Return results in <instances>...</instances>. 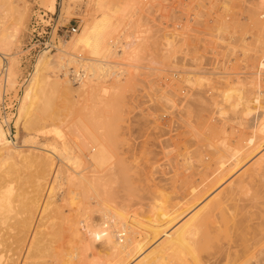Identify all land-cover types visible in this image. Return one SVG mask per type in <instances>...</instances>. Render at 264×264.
I'll list each match as a JSON object with an SVG mask.
<instances>
[{
	"label": "rangeland",
	"instance_id": "rangeland-1",
	"mask_svg": "<svg viewBox=\"0 0 264 264\" xmlns=\"http://www.w3.org/2000/svg\"><path fill=\"white\" fill-rule=\"evenodd\" d=\"M132 1H135L136 3H134L138 7V11L134 15L128 13L123 14L127 8L129 0H110V12L108 13V19H113L116 22L115 26L112 27L113 31L110 32L112 40H115L120 36L125 37V35L128 34L127 31L124 32V30L127 28L123 25L126 24L131 17L132 24H135L136 26L135 29H138L137 31H139L143 36L138 57L136 61L132 63V66L134 65L133 68L127 65L128 62L126 60H121V57H109L108 61L110 63H114L116 65L120 64L118 69L115 71H118V73L121 71L123 74L120 76V80H115V76H113V78L106 77L104 76L105 73L104 75H101L102 79H100V82L102 80L104 82L106 81L105 83L103 81L101 82L104 84L106 89V92L104 91L102 93V100L99 98L93 101H87L82 97H77L76 94V97L64 100L59 93L61 90L52 85L53 88L51 89L50 87L47 89V91H49H46V95H48L50 107L52 106L50 111H55L58 114L56 117L57 120L51 117L52 121L49 118L48 121H46L47 124L42 122V124H46H43L45 128L43 125H41L42 128L39 125L36 127V129H32L34 131L30 130L31 133H29L34 136L33 134L36 133L37 129H41L40 133H44L36 137L37 139L35 140V144H33V146L37 148L44 147V145L52 143V141L56 139L55 134L51 133L55 130V128H58L59 131H62L60 133H63L64 138H67L66 140L70 141L71 144L74 145V148L77 145H82V142L85 140V138H89V135H86L88 131H91L95 137L105 139L108 142L109 149H111L110 154L113 157L111 165L113 164V168L116 167L114 169L115 173H122L124 175L123 181L120 179L116 185L114 184V187H119L118 195L126 197V201L122 205H124L126 210L129 212H135L138 218L143 219L144 222L147 220V217H149L150 214H153V211L159 210V208L165 210L170 206H173L175 202L177 205L180 204L181 207L184 205V203H186L187 206V204L190 202L189 193L191 191V186L194 188L198 185V188H200L202 184L204 185L207 182H210L209 184L207 183L204 185L206 188L204 187L200 189L202 190L208 188V191H206H211V193H209L207 196L204 195L203 199L200 200L201 202L199 201V207L196 210H193V212L187 210L189 205L187 206V209H183V211L187 210V212L184 214L186 216L182 215V217H184H181L183 223L203 205H206L218 195L226 192L229 185L233 181H236L238 178H240L251 167V163L255 162L264 154V148H262V151H257V153H260H258L259 155L254 153L250 159L246 160L242 164L243 167L241 166L240 169L232 174H229V178L226 176V181L222 180L221 183L218 182L219 186L217 184V188L213 189L215 185H212L213 188L211 187V181H213V177L210 171L212 172L214 170L215 164L213 159H211L213 151L210 147L208 148L207 144H212L214 140H217L215 138H226L228 139L230 145L233 144L232 146H236L235 144L238 143L237 140H239L243 134L248 135L250 130L247 128L246 124L240 125L238 119H236V115L233 113H231L229 119L226 120L227 122L230 121V123H225V119L222 121V118H220V116L217 114L214 116L215 118H211L213 117L214 112L211 110L212 106H209L208 101L206 100L215 97V99L219 101L221 98L220 96L218 97V95H220L222 91H225L231 87L230 83L232 79L233 83L236 81V83L232 84V86L236 87L240 77H252L249 75L251 70L253 72L258 59L255 60L254 58L256 47H254V45H256V43L253 44V39L256 31L253 29L250 19L251 17H248V15L251 14L250 12L257 5V0H247L250 2H247L246 0ZM8 2L9 1L7 0H0V51L4 54L8 61V65H3V60H0V127H2L9 136L8 141L3 146L14 148V143L12 142L14 141L20 147H22L20 151L28 152L32 150V143H22L23 138L27 136V132L22 126H20V133L18 136L17 129L21 116L24 113L26 105L29 101L36 77L40 72L42 63L49 54L55 55L59 52L57 51V46L60 45L59 49L62 48V43L70 41L82 32L81 30L83 29L85 21L89 17V11L86 7L87 0H74V3L71 1L70 14L68 15L64 14L67 0H54L53 5H44L43 0H10V2L13 3V9H11ZM244 3L249 5H245ZM242 11L245 12V14ZM242 13L244 14L243 16ZM246 13L249 14L247 15ZM74 27L77 29V32L70 33L71 29ZM249 31L252 36L250 35ZM165 34L170 36L169 40L171 41L172 46H168L166 39L162 38ZM218 36L220 39H223V42H221L219 38L217 39ZM48 42H51L53 49L42 50L43 44ZM239 43H242L240 45L241 47L239 46ZM243 44L244 46L249 47H242ZM247 48L250 49L247 50ZM39 50H41V52H39ZM242 50L246 52L248 51L246 55L243 56L244 51ZM84 56L86 57V55ZM246 56L249 58V62ZM263 58L261 59V62L264 61ZM54 61L55 59L52 60L53 64L55 63ZM247 63L248 68H254H249L251 70L246 69V71H244V65L246 66ZM260 65L264 66V63H260ZM11 66L13 70H11ZM3 67H6L7 69L6 71L7 74H9V80L4 81V79L1 78ZM119 68L121 70H119ZM243 71L245 73L247 72L248 75H244ZM60 73L61 72H59L57 69H52L48 70L46 75L48 76L49 80L53 82L56 79H60L59 75L62 74ZM114 73L115 72H112V75ZM228 75L231 76L229 77ZM72 76L73 75L69 74L68 80L71 81L73 85L75 84L74 87H78V85L76 86V84H78L77 81L75 79L73 80L74 77ZM229 78H231V81ZM64 79H67V77L63 78V80ZM23 80H28V83L25 88L22 89L20 87V83ZM74 81H76V83ZM228 83L230 85H228ZM261 85H264V79L262 80ZM237 86L239 85L237 84ZM247 89L249 90L250 87L248 86ZM262 89L264 92V86ZM6 91L8 94H10L11 99L18 100L19 98L16 106L17 111L15 117L13 118L12 116L6 118L1 113V102L3 101V94ZM207 91L208 94H205ZM56 92L58 94H56ZM209 92H211V95ZM195 93L201 94L203 96L202 98H204V101L201 100L199 103L197 102L195 104L193 102V99H195ZM236 95H238V93ZM166 97H168L169 101L171 100V102L168 100L165 101ZM101 101H103V103H101ZM191 108L193 110L188 113V109ZM202 109H204V111ZM207 113L211 115H208ZM231 118H234V120ZM5 119H8V122L11 124L9 127L10 129L7 128L6 125L3 127V122ZM183 121H185V123ZM223 122L225 124H223ZM54 123H56V125H54ZM188 124L193 126L190 127L192 128V132H190ZM48 125H50V127ZM245 128L248 129V131ZM193 132L195 135H193ZM196 134H198V136ZM239 134L240 136L238 138ZM205 153L208 156H206ZM204 155L206 160H204ZM213 158L215 159L214 155ZM15 161H20L19 165H16L19 171L16 170L15 167H12L14 171L11 169V175L7 177L8 179L6 178L9 181L8 183H11V185L8 184V186L9 188L12 187V189L10 188L12 194L9 200L3 203L4 205L2 212L5 214V219L0 223V236H17V228L15 225L22 221L20 220L22 216L24 217L22 205H24V201H28L24 198H30L33 195H36L34 192L35 179L33 176L35 169H33L32 164L30 161L23 162L21 158L16 159ZM206 161L209 163H206ZM210 163L213 166L210 165ZM207 165L209 167L206 169ZM3 166L4 165L1 166L0 164V167L3 168L2 170L6 168V166L5 168ZM81 168H86V164ZM208 170L209 172H207ZM203 172L206 174L205 179L207 180L203 179L205 175ZM173 180H175L176 183ZM186 181L187 183L190 181L189 185L192 184L190 188H188L187 183L185 184ZM153 185L155 187H153ZM158 186L161 190L158 189ZM134 187L135 189H133ZM137 187L139 189H137ZM251 187L253 189L251 193H253L255 186L252 185ZM61 188V190L58 188V191L53 193L52 197L57 198L59 193L62 191L67 194L66 192L69 190L77 191L79 189L75 183L63 185ZM121 188L122 191L120 190ZM182 188L185 189V191L182 192ZM176 189H179V192L181 191L182 193H185L186 197L183 196L181 192L178 194ZM159 191L163 192L164 195L162 194V196H167V201L164 200V197L162 198L161 195H158ZM169 193H171V195ZM151 194L153 195L152 197L150 196ZM174 194L176 196H174ZM180 196L182 198H179ZM244 196L245 194H243V197L241 196L242 200H247L250 198V196H247V198ZM183 197L185 199L184 201ZM145 198L146 200L148 199L147 202L144 200ZM157 199L159 200L158 202H162L161 199H163L165 207L163 203H158L156 201ZM186 200L189 201L186 202ZM118 201L121 202L119 197ZM132 201L134 202V205L132 204ZM137 201H139V203ZM165 202L169 203V207H167V203L166 206ZM240 204H243V202ZM127 206H129V208ZM186 206L184 207L186 208ZM130 208H133L134 210L140 208V214L138 215V209L135 211L132 209V211ZM147 208L149 209L147 210ZM68 210V207L65 208V215L68 214ZM145 213L148 216H146ZM141 214L142 217L140 216ZM91 215L94 219L99 218L97 213ZM143 215L146 217L143 218ZM228 216V212H223L218 215L216 222L226 221ZM18 220L20 221L18 222ZM44 222L46 223L48 230L52 231L51 234H55L53 236H69V233L66 232L64 225L59 220H57V224L54 229L52 228L50 220L47 218V216ZM212 226L213 224H211L209 228ZM262 230H264V228H262ZM258 234V237L245 236L246 239H244V236L243 238L242 236H239V239L237 238L238 236H199L202 239L200 241L204 242V244L200 243L201 248H197L198 251L195 254L196 259L193 256L190 258V263L189 261H187V263L199 264L201 261L202 263L200 264H244L245 261L247 262L249 260L248 255H256L259 258L260 252L264 251V236ZM224 235H226V233ZM212 237L215 239L211 240ZM228 237L229 239H227ZM231 237L232 239H230ZM254 237L258 239L261 237V241L260 239L259 241L258 239H254ZM241 238L244 239V242L246 241L247 243H245L250 246L246 245ZM255 241L256 244L258 243L257 246ZM206 243H210V245ZM235 243L236 246L233 245ZM243 244H245V247H243ZM230 246H232L237 251V253L235 251L236 256L233 248ZM247 246L250 248L248 249ZM236 247H239L240 249ZM251 247H254V250L252 249L251 251ZM255 247L257 248L255 249ZM101 248L102 242L97 240L95 243V249L100 251ZM230 248L232 249L230 250ZM232 251L234 254L232 253L231 255ZM241 252H244L245 254H241ZM247 253L248 255H246ZM48 254L53 255L55 252H49ZM237 254H239L240 258ZM10 255L13 254L10 253ZM175 258L176 256L173 257V259ZM193 258L195 259L196 263H193ZM177 259L180 260L181 256ZM202 259H205V261ZM208 259L211 260L208 262ZM187 260H189V258ZM137 261L131 264H135ZM174 261L176 264H179L177 262H180L181 264V261ZM215 261L217 263H215Z\"/></svg>",
	"mask_w": 264,
	"mask_h": 264
},
{
	"label": "bare ground",
	"instance_id": "bare-ground-1",
	"mask_svg": "<svg viewBox=\"0 0 264 264\" xmlns=\"http://www.w3.org/2000/svg\"><path fill=\"white\" fill-rule=\"evenodd\" d=\"M7 1H9L8 3L11 9H13L14 8L13 3L10 2V0ZM71 1L73 2L74 0ZM71 1L67 0L66 2V9L64 11L65 15L70 14ZM43 2L44 5L54 4V0H43ZM134 2L132 0H129V3L127 4V8L123 12V14L128 13L134 15L138 11L137 9L138 7L135 4L136 2L135 3ZM245 5H249V4L246 3ZM86 7L89 11V17L85 21L83 29L81 30L82 32L78 36L71 39L70 41L62 43V48L59 49L60 45L57 46L58 47L57 51L59 52L55 55L49 54L42 63L40 72L37 75L35 83L33 85L32 92L29 101L26 105L24 114L18 125V129H17L18 136L20 133L19 132L20 126H22L23 129L27 132V136L23 138L22 143L25 144L32 143L33 146V144H35V140L37 139L36 137L44 133L43 132L40 133L41 129H37L36 133L33 134L34 136H32V134H30L31 131H34L32 129H36V127L39 125L42 128L41 125L44 124V123L42 124V122L46 123V121H48L49 118L50 120L52 119L51 117L57 120L56 119V117L58 116L57 112H55L53 108L52 109L55 113L50 111L52 106L50 107L48 101L49 100L48 95H46V93L49 91V90L47 91V89H49L50 87L52 89L53 86L59 88L61 90L59 93L64 100L68 98H74L76 96L82 97L87 101L90 100L93 101L99 98L102 100L103 99L102 93L104 91L106 92V89L104 84L101 83L103 80L100 82V79H102L101 75L102 74L104 75L105 73L104 76L106 77L113 78V76H115L116 77L115 80H120V76L123 74L121 71L119 73L118 71H115L116 69H118V66H120V64L116 65L114 63L113 64L110 63L108 61L109 57L110 56L121 57V60H126L128 62L127 65L129 67L133 68L134 66V65L132 66V63L135 62L138 57L143 36L140 34L139 31H137L138 29H135L136 28L135 24H132V17L128 20L126 24L123 25L127 28L124 30V32L127 31L128 34H126L125 37L120 36L117 39L112 40L110 32L113 31L112 27L115 26L116 22L113 19H108L109 17L108 13L110 12V0H87ZM243 13L245 14V12ZM243 13L242 16L244 15ZM250 13H251L250 15H248L249 13L246 14L248 15V17H251L250 19L253 25V29H255L256 31L255 32L256 34L254 33L255 36L253 34L254 36L253 44L256 43V45H254V47L256 46L254 58L255 60L258 59V61L256 66L254 65L255 68L253 67L255 70L252 67H249L253 69V72L251 69L248 68L247 66L248 63L246 64L247 67L244 65V71H246V69L251 70L252 73L250 72L249 76L252 77L247 78L245 76V77H240L239 79L236 78L239 80V82L237 80L238 82L237 84L239 86H237L236 84V87L232 86V84H235L236 81L235 83H233L232 82L233 79L231 81L232 78L231 77L229 78V80L231 81L230 83L231 87L228 89L224 88L226 90L222 91L221 94L218 95V97L220 96L221 98L219 101L215 99V97L206 100L208 101L209 106H212V108L211 107L210 108L214 112L213 117L211 118H215L214 116H216L217 114L218 116H220V118H222V121L225 119V123H226L227 122L226 120H228L231 113H233L236 115V119H238L239 124L240 125L246 124L247 128L250 130V133L248 135L241 134L242 135L241 138H239L240 134L238 135L239 140H237L238 143L235 144L236 146H232L233 144L230 145L228 139L226 138L223 139V138H215V137L214 138L217 140L213 139L214 142H212V144L210 145L207 144L208 148L210 147L212 149L213 155L215 156V159L213 158V155L211 157V159H213L214 161L215 168L212 172L210 171L213 177V181L211 182L216 183V184L211 183V187L212 185L216 186V187L214 186V188L212 187L213 189L217 188V184L219 186L218 182L221 183L222 180L224 181L226 176H228L227 178H229L230 176L229 174H232L238 169H240L242 164L246 160L250 159V157H252L254 153H257V151H260L262 148H264V92L262 91L263 90L262 87L264 85L263 86L261 85L262 80L264 79L263 78L264 66L260 65V63H264V61L261 62L262 61L261 59L264 57V0H257V5ZM250 35L252 36L251 33ZM169 37H170L169 35L165 34L163 35L162 38L166 39L168 46H172ZM218 38L219 36L217 37V39ZM220 40L221 42H223L222 38ZM242 43H239V46ZM242 47H249V46H244L243 44ZM249 49L250 48H247V50ZM247 52L244 51L243 56L246 55ZM84 55H86V57ZM0 58H1L0 60H3V65L5 64L8 65L7 58L4 56V54L1 51H0ZM53 59H55L54 64L52 63ZM247 59L249 62L248 57ZM52 69L53 70L57 69L59 72L62 73V74L60 73L61 75H59L60 79H56L53 82L50 81L48 76L46 75L48 70H52ZM11 70H13V68ZM119 70L121 69L119 68ZM244 71H243L244 75H248V73L247 72L245 73ZM112 72L115 73L112 75ZM69 74L73 75L72 76L74 77L73 80L75 79L77 81L78 84H76V86L78 85V87H74L75 84L73 85L72 82L68 80ZM228 76L230 77L231 75ZM236 76L238 77L237 74ZM8 77L9 74H6V80H9ZM66 77L67 79L63 80V78ZM76 81L74 82L76 83ZM230 84L228 83V85ZM248 86L250 87L249 90L247 89ZM210 93L211 92H209V94ZM237 93L238 95H236ZM56 94L58 93L56 92ZM205 94H208V91ZM202 97L203 96L201 94L195 93L194 94L195 99H193V102L196 104L197 102L199 103L201 100L204 101V98ZM167 100L169 101L168 97L165 98V101ZM169 102H171V100ZM101 103H103V101H101ZM192 110H193L192 108L188 109V113ZM202 110L204 111V109ZM231 119L234 120V118ZM183 122L185 123V121ZM228 122L230 123V121ZM225 123L223 122V124ZM5 125L7 128L10 127V122H8V119H5V121L3 122V127ZM54 125H56V123H54ZM190 125L188 126V128L193 127ZM240 125L238 126L241 127ZM48 126L50 127V125ZM248 129L246 130L248 131ZM60 132L62 131H59L58 128H55V130L51 132L54 133L56 136V139H54L52 143L44 145V147L41 148L40 147L37 148L33 146L32 150L26 152V151H20L22 147H20L14 141H12L14 143V148L3 146L8 141L7 138L8 135L6 134L4 129L0 127V164L1 166L4 165L3 166L4 168L6 166L4 170H2L3 168L0 167L1 168L0 170H2L0 171L1 172L0 173V223L3 222L5 219L4 216L5 214H3L2 212V208L4 205L3 203L7 202L12 194V191L10 190V188L12 189V187L9 188L8 186L9 181L7 180L8 179L7 177L11 175L12 167L13 168L15 167L16 170L19 171L16 165H19L20 161L19 162L17 161L18 162L17 163L15 161L16 159L21 158L23 162L30 161L33 169H35L33 176L35 179L34 192L36 194L35 196L33 195L30 198L29 197L24 198L28 201L26 202L24 201V205H22L24 211V217L22 216L23 219L20 216L21 217L20 220L22 221L18 223L19 225L18 224L15 225L17 228V233H16L17 236H0V264H131L133 262H136L137 260L138 261L135 264H162V263L176 264L174 260L181 261V264H188L187 261H189L190 263L191 261L190 258H192L193 256L195 258V254L198 251L197 248L198 247L201 248L200 243L204 244V242L200 241L202 239L199 236H214V237L238 236L237 238L239 239V236L240 237L242 236V238L243 236L258 237L257 236L258 232L261 236H264V234H262L264 233V230H262V228H264V154L261 157H259L255 162L251 163L252 164L251 167L240 178H238L236 181H233L229 185L226 192L218 195L206 205H203L183 223L181 220L182 215H184L185 212H187V210H190V212L196 210L199 207L198 205L200 204L199 201L203 199L204 195L207 196L209 193H211V191L207 192L208 188L200 190L201 188L205 187L204 185H206L207 183L209 184L210 182H207L204 185L200 183L202 184L200 188H198L197 184H196L197 187H194L193 185L194 188H192L191 186L192 184L189 185L190 181L189 183H187L186 181L185 184L187 183L188 188H190L191 186V191L189 189L190 202L187 204V206L189 205L188 209L186 203L182 205L183 207L182 208L181 205L180 204L177 205L176 202H175L176 205L173 203L174 205L170 207H169V203L165 202V204L166 203L168 204V206L167 204L166 206L169 208L165 210L159 208V210L161 211L155 210L159 212L153 211V214L152 215L150 214L149 217H147V220L148 219L149 220L148 221L146 220L144 222L143 219L138 218L135 212L134 213L129 212L128 210H126L125 206L122 205L123 203H125L126 197L124 196L122 197L121 195L120 196L118 195L119 187H114V184L116 185V183L120 179L123 181L124 175L122 173L116 174L114 171L116 167L113 168L114 167L112 166L113 164L111 165V161L113 160L112 159L113 157L110 154L111 149H109L108 142L105 139H100L99 137H95V135L91 131H88V133L86 132L87 133L86 135L87 136L89 135V138L88 139L85 138V140L82 142V145H77L74 148V145H72L70 141H67L66 140L67 138H64L63 133ZM190 132H192V128H190ZM240 133H241V129H240ZM193 135H195L194 132ZM196 135L198 136V134ZM206 156L208 155L206 154ZM204 158H205L204 160H206L205 155ZM207 162L208 161H206V163ZM85 164H86V168H81ZM208 165L206 169L209 167ZM210 165L212 164L210 163ZM207 172H209V170ZM203 174L205 173L203 172ZM205 177L206 174L204 175L203 179H205ZM173 181L175 182V180ZM74 183L77 184L79 188L77 191L69 190L68 192H66L67 194H65V192L62 191L59 193L57 198L52 197L53 193L58 191L57 190L58 188H60V190L62 189L61 186L66 184L67 185L74 184ZM9 185H11V183ZM252 185L255 186L253 193H251V191L253 190L251 187ZM153 187L155 186L153 185ZM133 189H135V187ZM137 189L139 188L137 187ZM158 189H160V187ZM120 190L122 191V188ZM177 191L179 194L181 191L182 192L185 191V189L182 188L180 192L179 189ZM162 194H163L162 191L158 192V195L162 196ZM169 194L171 195V193ZM243 194H245L244 197L247 198V196H250V198H248L247 200H242L241 196L243 197ZM182 195L186 197L185 193H182ZM150 196L152 197L153 195L151 194ZM174 196L176 195L174 194ZM118 197L121 202L118 201ZM163 197L164 196H162V198ZM166 197L167 196L164 197L165 198L164 200L167 201L168 198ZM179 198L182 197L180 196ZM144 200H146V198ZM161 200L162 202H158L159 201L158 199L156 201L158 203H163L164 205L163 202L164 200L163 199ZM184 200L185 199L183 197V201ZM189 200H186V202ZM137 202L139 203V201ZM241 202H243V204H240ZM133 203L134 202L132 201V204ZM129 206L127 207L129 208ZM184 206H186V208ZM67 207L69 208V210H68V214L65 215V208ZM148 209L149 208H147V210ZM183 209H187V210L183 211ZM139 210L141 209L139 208L138 211ZM223 212H228L229 216L227 217V220L223 222H219V221L216 222L218 215ZM94 213L98 214L99 216L98 219L92 218L91 214ZM139 214L140 211L138 212V215ZM142 214L140 215L141 217ZM145 215H143V218L148 216ZM46 216L50 220L53 229L57 224V220H59L64 225V228L66 229V232L69 233V236H53L55 234H51L52 231L48 230V227L44 222ZM20 220H18V222ZM211 224H213V226L209 228ZM222 233L224 234L226 233V235ZM213 239L215 238L212 237L211 240ZM227 239H229V237ZM230 239H232V237ZM244 239H246V237ZM244 239H242L243 242ZM254 239H258V238L254 237ZM97 240L102 242V248L100 251L95 249V243L97 242ZM206 244L210 245V243H206ZM245 244H243V247H245ZM233 245L236 246V243ZM232 248H230V250ZM249 248L250 247H248V249ZM253 248L251 247L250 250L252 251ZM256 248L257 247H255V249ZM233 250L235 253L236 250L234 248ZM148 251L149 253L147 254ZM49 252H55V254L49 255L48 254ZM10 253H12L13 255H10ZM232 253L233 251L231 252V255ZM243 253L241 252V254ZM248 253L246 255H248ZM239 254L237 255L240 258ZM179 255L181 256L180 260L177 259L180 258ZM175 256L176 258L173 259V257ZM248 256H249L248 257L249 260L247 261L248 263L245 261L246 264H264V251L260 252L259 258L256 255L255 256L248 255ZM188 258L189 260H187ZM239 258L237 259L240 260ZM195 259L192 260L193 263L194 262L196 263ZM202 260L205 261V259ZM209 260L211 259H208V262ZM177 263L180 264V262ZM200 263L202 262L200 261ZM215 263L217 262L215 261Z\"/></svg>",
	"mask_w": 264,
	"mask_h": 264
},
{
	"label": "built area",
	"instance_id": "built-area-1",
	"mask_svg": "<svg viewBox=\"0 0 264 264\" xmlns=\"http://www.w3.org/2000/svg\"><path fill=\"white\" fill-rule=\"evenodd\" d=\"M77 32V29L74 27L71 29L70 33H76ZM53 49V45L51 44V42H48V43H44L43 44V48L42 50H52ZM39 52H41V50H39ZM2 72H1V78L5 79L6 80V74H7V69L6 67H3L2 68ZM28 83V80H23L20 84H21V88H25V86L27 85ZM10 94L7 93V91L3 94V101L1 102V113L4 115V117H9V116H12L15 117V114H16V111H17V102L19 101V98L18 100H15V99H11L10 98ZM11 125V124H10Z\"/></svg>",
	"mask_w": 264,
	"mask_h": 264
},
{
	"label": "trees",
	"instance_id": "trees-1",
	"mask_svg": "<svg viewBox=\"0 0 264 264\" xmlns=\"http://www.w3.org/2000/svg\"><path fill=\"white\" fill-rule=\"evenodd\" d=\"M23 114H24V113H23ZM23 114H22V116H23ZM22 116H21V119H22ZM21 119H20V121H21ZM20 121H19V122H20Z\"/></svg>",
	"mask_w": 264,
	"mask_h": 264
},
{
	"label": "crops",
	"instance_id": "crops-1",
	"mask_svg": "<svg viewBox=\"0 0 264 264\" xmlns=\"http://www.w3.org/2000/svg\"><path fill=\"white\" fill-rule=\"evenodd\" d=\"M7 138H9V136H7ZM11 139V138H10Z\"/></svg>",
	"mask_w": 264,
	"mask_h": 264
}]
</instances>
